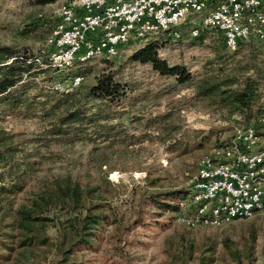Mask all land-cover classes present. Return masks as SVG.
<instances>
[{
	"label": "rangeland",
	"instance_id": "1",
	"mask_svg": "<svg viewBox=\"0 0 264 264\" xmlns=\"http://www.w3.org/2000/svg\"><path fill=\"white\" fill-rule=\"evenodd\" d=\"M64 1L0 0V46L34 56L39 67L13 90L25 92L24 105L0 116V264H264V214L189 229L176 222L173 208L158 206L176 205L201 157L264 113V47L252 41L230 52L217 32L192 37L197 17L180 40L156 41L162 60L192 75L186 84L131 60L149 42H131L115 59L57 72L48 67L47 40ZM78 76L81 86L69 90ZM228 79L236 81L233 91L254 86L251 116L217 96H202ZM108 80L124 94L114 103L78 104L91 120L56 135L65 110L44 106L46 95ZM67 185L79 187L75 211L58 199ZM88 210L109 219L89 244L75 235L66 241L69 222ZM24 213L42 220H26Z\"/></svg>",
	"mask_w": 264,
	"mask_h": 264
},
{
	"label": "built area",
	"instance_id": "2",
	"mask_svg": "<svg viewBox=\"0 0 264 264\" xmlns=\"http://www.w3.org/2000/svg\"><path fill=\"white\" fill-rule=\"evenodd\" d=\"M54 15L47 59L57 72L115 59L131 42L180 40L183 27L197 17L192 37L217 32L230 52L252 41L264 47V0H65ZM83 80L71 78L68 89ZM263 140L264 113L203 155L190 190L177 204L176 222L197 229L264 214Z\"/></svg>",
	"mask_w": 264,
	"mask_h": 264
},
{
	"label": "trees",
	"instance_id": "3",
	"mask_svg": "<svg viewBox=\"0 0 264 264\" xmlns=\"http://www.w3.org/2000/svg\"><path fill=\"white\" fill-rule=\"evenodd\" d=\"M158 49L159 47L156 42L149 43L147 46L135 52L131 57V60L141 64H150L153 70L162 77L174 78L180 85L186 84L192 80V75L188 72L186 67L169 66L165 60L160 58ZM35 59L34 56L29 57L26 53H22L13 47L0 46V116L9 114V112H15L24 105L25 100L23 97L25 92L21 90L19 92H13V90L17 89L20 85H23L22 83L25 81V78H31L33 71L39 68L35 67L37 66ZM235 83V80L228 79L222 83L215 84L203 92L202 96H217L222 104L228 106L233 105L237 108L242 107L247 111L246 117L251 116L252 107L256 100L253 90L254 86L248 84L243 90L233 91L230 88L234 86ZM223 86H226L227 89H222ZM119 87L120 84H115L114 81L108 80L106 82H100L97 86L84 88L82 91L77 90L71 93L62 94L58 92L48 93L46 95L48 100L44 103V106L51 105L52 111L60 108H64L65 110V115L59 119L58 128L54 130L55 134L58 136L66 135V126L81 124L85 120H91V118L86 116V112H83L78 108V104H82L86 101L114 103L116 98L118 99L124 94V91L121 92L122 89L120 90ZM103 120L109 119L106 117ZM186 195V193L181 195L178 198L176 205L173 207L170 205H161L162 203L160 202H158V206L163 210L166 208H173L174 213L176 214L179 210L177 206L178 202L184 199ZM58 199H60L62 204H72V208L75 211L78 208L79 187L72 188L69 185L66 187L60 186ZM23 215L26 220H42V217L34 214L32 215L31 213H24ZM108 219L109 217L104 214L97 215L93 210H88V213L81 219H73V221H70V234L65 232L62 236L67 241L69 240V236L75 235L79 244L87 245L95 237L96 228L103 223H106ZM70 249H72L71 251L73 252L74 248L71 247ZM71 253L67 252L66 254L68 255Z\"/></svg>",
	"mask_w": 264,
	"mask_h": 264
}]
</instances>
